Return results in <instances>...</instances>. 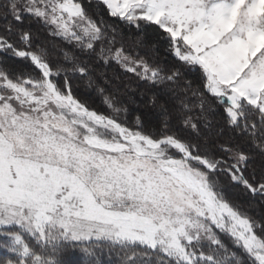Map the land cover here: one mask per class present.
<instances>
[{"label":"snow or ice","instance_id":"6c2138e0","mask_svg":"<svg viewBox=\"0 0 264 264\" xmlns=\"http://www.w3.org/2000/svg\"><path fill=\"white\" fill-rule=\"evenodd\" d=\"M96 6L158 33L174 62L126 48L94 18L93 0H0V53L35 69L0 62V264H73L77 254L101 264L105 251L118 264H264V216L225 193L238 188L264 206V0ZM25 20L76 51L51 63L31 48ZM98 68L157 89L159 124L121 119L116 94L95 85ZM74 77L95 85L110 112L78 98Z\"/></svg>","mask_w":264,"mask_h":264},{"label":"trees","instance_id":"16d2710c","mask_svg":"<svg viewBox=\"0 0 264 264\" xmlns=\"http://www.w3.org/2000/svg\"><path fill=\"white\" fill-rule=\"evenodd\" d=\"M94 14L95 19L101 17L107 24L114 25L118 33L122 34L125 47L138 51L150 63H158L161 67H171L174 58L167 51V43L163 40L158 33L151 29H137L135 26L124 24L116 18L109 17L103 9V6H96V0H93V8L90 10ZM6 21L0 18V31L3 30ZM23 30L30 31L33 36L31 48L33 50L44 49L48 53V59L51 63H63L64 51H76L71 48L69 44L64 42L61 38L50 35L49 30L42 24L35 20H25L21 26ZM121 36L118 35L119 40ZM13 39H18V35ZM79 55L78 52H76ZM87 59V57H80ZM0 62L7 64L11 69L20 72H34L35 69L29 60H22L13 57L11 54L0 53ZM114 69L98 68L94 74L95 85H99L106 89L105 95L116 94L119 101V106L126 108V112L120 114V118L126 120L131 126H134V121L137 116L143 120L145 127L152 128L159 124L163 118L160 114L159 106H153L152 98L157 95V89L152 88L150 85L135 79H128L121 76L120 79L113 78ZM118 71V69H116ZM100 72H106L107 76L101 77ZM190 79H195L194 76H189ZM107 79V82H106ZM74 94L86 101L88 105L98 111L109 113L107 105L103 102V97L96 91L95 85L88 86L87 79H80L74 77L72 80ZM119 92H116V88ZM160 103H163L161 98ZM212 120L213 129H215L217 122L221 121V117H209ZM202 131H204L202 127ZM227 182L225 181V184ZM225 193L227 198L237 205L242 211L248 215L260 219L264 216V206L250 200V198L238 188L226 187ZM221 239L230 248L232 247L231 238L223 233H219ZM3 252L0 251V256ZM73 264H82L79 254L72 257ZM101 264H118L115 255L109 256L105 251L100 254Z\"/></svg>","mask_w":264,"mask_h":264}]
</instances>
